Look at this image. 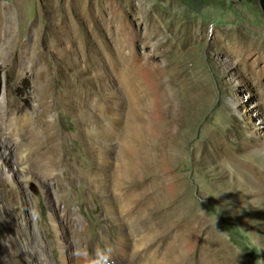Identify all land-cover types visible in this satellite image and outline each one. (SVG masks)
<instances>
[{
  "label": "rangeland",
  "instance_id": "1",
  "mask_svg": "<svg viewBox=\"0 0 264 264\" xmlns=\"http://www.w3.org/2000/svg\"><path fill=\"white\" fill-rule=\"evenodd\" d=\"M130 190L181 264H264L259 0H0V264L129 253Z\"/></svg>",
  "mask_w": 264,
  "mask_h": 264
},
{
  "label": "bare ground",
  "instance_id": "2",
  "mask_svg": "<svg viewBox=\"0 0 264 264\" xmlns=\"http://www.w3.org/2000/svg\"><path fill=\"white\" fill-rule=\"evenodd\" d=\"M120 80H121V83L123 84V87L126 88L130 98L132 99V102H133L132 107L139 106L138 101H137L139 98V97L137 98L138 92L136 94V91L134 90L135 87L133 86V83H132L134 80L131 81L130 73L125 72L124 75L121 74ZM78 99L80 98L77 97L74 100L77 101ZM82 99L86 100L84 102V107H87L88 97L82 96ZM80 105H82L81 102H80ZM133 116L134 118L137 116L138 120L135 118L137 122L135 121V123L129 124L126 121L125 123L129 124L128 125V127H130L129 129H132L135 132H137V129L139 130V126L141 127L145 125L144 123L145 115L141 112H133ZM17 118L18 117H16L15 119H10V121L7 123V127L9 128V124L14 123V120L17 121ZM130 119L133 122L132 118ZM37 124L44 127V125H42V123L40 124V122H38ZM25 126L28 129V135L31 136V139L37 138L39 141L38 132L35 131V129L33 130L32 122L25 123ZM137 139L135 140L137 141ZM6 141L9 142L8 139ZM139 141H142V139H139ZM22 142H26V137L24 136L22 137ZM6 145H9V144H6ZM27 151L28 150H25L21 154L22 162L19 165V168H20V173L23 175L24 178L32 180L33 167L31 164H28L24 161L28 159L31 153L33 155L36 154L35 152H37V148L31 149V151L28 152V155H27ZM42 157H44V154L41 155V158ZM53 162L54 160L52 159L48 161V163H53ZM127 193L128 195L124 197V200H123L124 202L121 205L122 208L120 209L119 212H121L120 214L122 215H131V216H129V219L126 223H123L121 225L122 228L119 229V232H120V241H123L124 244L126 243V246L128 250H130V252L124 255L123 254L120 255L116 253L117 249L115 248L107 252L106 257L104 259H102V256H101V260H99L100 264H181L183 260L185 259V255L180 254L179 252L181 251V245L170 243L169 237L171 236L166 235L167 227L160 225L157 229L153 223V219H154L153 210H154V213L156 212V209H154L155 202H154V198L152 197L153 195L150 194L146 196V199H140V197H138L131 190ZM163 207L164 205L159 207V209L160 208L163 209ZM32 256L33 255H31V257ZM33 257L34 259H33L32 264H93L92 263L93 259L85 255H82L76 261H71V259H69L68 257H59L55 260V262H52L51 259H48V258L42 259V257L39 254H34ZM22 264H27V262L25 261Z\"/></svg>",
  "mask_w": 264,
  "mask_h": 264
},
{
  "label": "water",
  "instance_id": "3",
  "mask_svg": "<svg viewBox=\"0 0 264 264\" xmlns=\"http://www.w3.org/2000/svg\"><path fill=\"white\" fill-rule=\"evenodd\" d=\"M260 8L264 12V0H259Z\"/></svg>",
  "mask_w": 264,
  "mask_h": 264
}]
</instances>
